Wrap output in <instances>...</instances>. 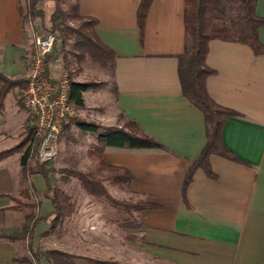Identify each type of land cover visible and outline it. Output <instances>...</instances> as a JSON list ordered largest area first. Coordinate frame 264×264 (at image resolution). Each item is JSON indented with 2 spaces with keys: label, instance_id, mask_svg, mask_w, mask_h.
Segmentation results:
<instances>
[{
  "label": "crops",
  "instance_id": "crops-1",
  "mask_svg": "<svg viewBox=\"0 0 264 264\" xmlns=\"http://www.w3.org/2000/svg\"><path fill=\"white\" fill-rule=\"evenodd\" d=\"M139 1L78 0V5L81 15L96 19L98 39L113 51L111 104L107 113L103 111L107 115L103 125L130 119L163 146H108L102 153L107 165L131 175L128 186H117L118 190L129 200H144L150 206L133 213L122 236L115 223L121 225L105 210L76 208V249H82L85 238L80 234L86 231L101 235L97 241L92 236L93 250L113 248L123 259H137L136 264H264V54L239 42L209 41L205 61L213 73L206 78L207 92L217 104L235 111L221 128L222 143L231 155L210 153V171L196 167L184 187L188 166L206 142L203 114L183 95L178 73V56L185 47L184 0H151L141 35ZM37 6L43 19L28 22L26 0H0V72L7 77H22L32 58L34 37L42 25L51 24L55 0H41ZM255 11L264 18V0H256ZM258 36L264 43V24ZM89 91L83 93L84 105L77 111L88 108ZM19 96L20 88L10 90L0 111V151L23 136L28 113L14 115ZM72 123L59 139L58 151ZM87 150L85 146V154ZM20 156L18 151L0 160V228L23 222L26 211L20 215L21 210L14 208L17 200L24 199L19 194L21 182L35 187L38 194L45 189L40 174L19 180ZM10 157L17 160L13 171L7 166ZM41 204L50 206L43 197L39 215ZM46 226V221L36 225L34 245ZM26 242L0 238V264H33Z\"/></svg>",
  "mask_w": 264,
  "mask_h": 264
},
{
  "label": "trees",
  "instance_id": "trees-1",
  "mask_svg": "<svg viewBox=\"0 0 264 264\" xmlns=\"http://www.w3.org/2000/svg\"><path fill=\"white\" fill-rule=\"evenodd\" d=\"M39 1L41 0H26L24 12L26 21L43 19V11L37 6ZM150 2L151 0L139 1L137 25L140 35ZM255 7L256 0H184L185 47L183 53L178 56L179 79L183 95L201 110L206 129V142L199 155L188 166L184 187L190 181L196 167L201 166L210 171L208 166L210 153L231 155L222 143L221 128L227 117L234 115L235 111L217 104L209 96L206 78L213 73V69L207 66L205 58L211 39L243 43L255 54H264V43L258 36V28L264 24V18L256 14ZM50 22L49 27L44 25L40 27L43 33L51 32L55 36L53 51L46 62L47 69L48 63L52 59H57L59 54L62 53L65 57L67 46L74 50L72 54L79 62L85 57H90L101 65L112 67L113 51L98 39L95 32L96 19L80 14L78 0H55V10ZM102 84L103 82L93 80L76 81L69 77V95L73 106L82 107L83 93L97 89ZM25 85L23 77L10 78L0 72V111L7 93L13 88L21 89ZM17 104L23 106L21 96L17 98ZM29 122L30 117L25 122L23 137L19 142L0 151V160L20 151V171L27 176L40 174L43 177L45 189L42 196L49 200L50 210L44 215L32 210L27 212L19 226L0 228V238L26 240L29 259L33 264H119L116 260L86 257L56 248L35 247L33 240L36 225L44 220L47 222L44 234L55 230L62 221L71 216L74 204L65 192L50 182L49 174L54 172V167L51 162L38 160L39 139L34 136L33 125ZM72 122L81 130L95 132L97 139L87 150L90 159L87 171L74 169L67 171L79 180L89 194L107 201L112 207L128 210L129 218L133 220L134 212L150 204L144 200H119L110 195L104 181L113 186H128L131 175L128 171L107 165L102 159L103 150L108 146L162 148V144L143 132L130 119H125L121 125H103L74 116ZM19 194L28 202L18 200L14 208L22 209L25 206L35 208L40 205L35 187L21 189Z\"/></svg>",
  "mask_w": 264,
  "mask_h": 264
},
{
  "label": "rangeland",
  "instance_id": "rangeland-1",
  "mask_svg": "<svg viewBox=\"0 0 264 264\" xmlns=\"http://www.w3.org/2000/svg\"><path fill=\"white\" fill-rule=\"evenodd\" d=\"M41 34H43V32H41ZM73 51L74 50H72L70 46H67L65 57L61 53L57 59H52L48 63V71L51 75H57L62 71H66L68 76L74 80H93L96 82H103L102 86L88 92L86 96L88 108L81 112L77 111V108H75V116L77 118L103 124L102 120L107 116H103V111L107 113V111L110 110L111 104L109 101L112 96L110 92L112 86L111 69L109 65H101L98 62L92 60L90 57H85L81 62H79L77 57L72 54ZM12 106L14 105L12 104ZM93 106L101 107L102 109H95ZM23 107L24 109L19 106L18 112L14 115H26V113H28V117H30L29 112L27 111L24 104ZM71 127L72 128L68 137L64 138V140H62V142L59 144L57 157L51 162V164L54 167V178L52 184L67 194L70 201L74 204V211L71 216L62 221L60 226L55 228V230L50 231L47 234H44L43 232L38 240V244L35 245V247L44 249L56 248L66 252L69 250L70 252L72 251L73 254L81 253L85 255H91L92 253H97V259L116 260L119 262V264H136L137 259H123L122 254L119 253L121 251L115 252L113 248L107 249L103 252L96 249L93 250L92 248H94L96 244H94L92 236L94 237V240L97 241L100 239L101 235L88 234L86 231H84L82 235L80 234L82 238H85L84 242H80L79 248L82 249H76V223L74 216L76 208H83V206H87L88 208L94 206L96 209H100L103 212L105 210L106 215L108 214L111 219H114L121 225L119 226L115 223L121 236L124 234V228L129 225V221L131 219L129 218L128 210L121 207H112L107 201L102 200L99 197H88L87 190L82 186L79 180L74 175L69 174L67 171L69 169L87 171L90 165V159L88 155L85 154L84 148L85 146L89 147V143L91 141L95 142L97 139V134L95 132L81 130L75 122L72 123ZM7 166L11 171H13V169H15L17 166L16 158L10 157L7 162ZM19 175V180L21 181L22 179L27 178V175L21 171ZM20 184L21 186H19V191L24 188H29L27 182H21ZM104 184L107 186V189H110L111 195L116 199L129 200L127 193L123 192L122 190H118L117 186H112L107 181H104ZM42 198V194L37 195L38 201L41 202ZM87 199H90L91 201H87ZM19 201H25L26 203L28 202V200L25 198L19 199ZM46 201L47 200H43L42 203H45ZM41 205V214L44 215L50 210V206L48 209H46L45 205ZM18 210H21L18 212L20 215H22L24 211H26V213L30 212L31 210L39 212V206L35 208L25 206ZM42 224L38 226L37 230L42 228ZM110 237L114 238L115 241L117 239L116 235H111ZM111 244H114V242ZM86 247L88 248L86 249Z\"/></svg>",
  "mask_w": 264,
  "mask_h": 264
},
{
  "label": "built area",
  "instance_id": "built-area-1",
  "mask_svg": "<svg viewBox=\"0 0 264 264\" xmlns=\"http://www.w3.org/2000/svg\"><path fill=\"white\" fill-rule=\"evenodd\" d=\"M54 39L51 32L34 37L32 58L22 73L26 85L20 89L34 136L39 139L40 162H52L57 157L59 139L76 114L70 100L67 72L51 75L46 67Z\"/></svg>",
  "mask_w": 264,
  "mask_h": 264
},
{
  "label": "water",
  "instance_id": "water-1",
  "mask_svg": "<svg viewBox=\"0 0 264 264\" xmlns=\"http://www.w3.org/2000/svg\"><path fill=\"white\" fill-rule=\"evenodd\" d=\"M52 51H53V49H52Z\"/></svg>",
  "mask_w": 264,
  "mask_h": 264
}]
</instances>
